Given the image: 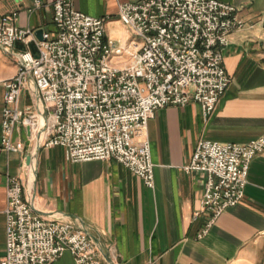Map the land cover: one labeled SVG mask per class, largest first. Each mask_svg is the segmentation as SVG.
Returning a JSON list of instances; mask_svg holds the SVG:
<instances>
[{
  "label": "built area",
  "instance_id": "built-area-1",
  "mask_svg": "<svg viewBox=\"0 0 264 264\" xmlns=\"http://www.w3.org/2000/svg\"><path fill=\"white\" fill-rule=\"evenodd\" d=\"M32 1L35 8L42 4ZM52 10L55 32L42 33L35 52H18L17 73L3 83L2 149L22 154L24 143L13 137L28 128L29 142L39 136L41 147L64 148L71 163L113 160L152 189L148 121L161 108L190 102L204 118L214 112L230 84L223 52L244 25L243 7L218 0L120 3L118 20L129 34L124 42L110 38L104 20L76 10L72 0H53ZM17 16L0 17V48L33 39V30L15 25ZM24 91L31 103L22 107ZM262 151L264 132L244 144L197 142L184 169L204 175L193 213L204 218L199 237L244 198L250 163ZM4 214L0 264H51L65 252L75 264H103L82 230L33 210L18 177H7Z\"/></svg>",
  "mask_w": 264,
  "mask_h": 264
},
{
  "label": "crops",
  "instance_id": "crops-1",
  "mask_svg": "<svg viewBox=\"0 0 264 264\" xmlns=\"http://www.w3.org/2000/svg\"><path fill=\"white\" fill-rule=\"evenodd\" d=\"M41 1L35 8L32 0H0V17L16 11L15 25L34 31L27 44L0 48V139L3 83L17 73L16 54L35 52L42 33L55 32L53 0ZM138 1L72 3L76 10L102 18L106 34L124 42L129 34L118 20V5ZM218 1L243 7L244 25L230 35L223 52L230 84L208 118L195 102L166 106L150 118L145 137L154 165L152 189L113 160L71 163L62 147L37 148L39 136L29 142L27 129H18L13 137L24 143L22 154L6 152L0 141V259L5 250L6 180L12 176L22 180L37 214L82 230L103 264H264V151L250 163L244 198L226 209L203 237L204 218L194 219L193 213L199 208L204 175L184 169L199 140L244 144L264 132V0ZM30 103L24 91L21 106ZM51 264L75 262L65 252Z\"/></svg>",
  "mask_w": 264,
  "mask_h": 264
},
{
  "label": "water",
  "instance_id": "water-1",
  "mask_svg": "<svg viewBox=\"0 0 264 264\" xmlns=\"http://www.w3.org/2000/svg\"><path fill=\"white\" fill-rule=\"evenodd\" d=\"M42 32H39V34H41ZM41 40V39H40ZM27 132L29 134V129L27 128ZM40 146V143L38 144L37 148H39ZM30 160H31V155H27V158H26V164L28 165L30 163Z\"/></svg>",
  "mask_w": 264,
  "mask_h": 264
},
{
  "label": "bare ground",
  "instance_id": "bare-ground-1",
  "mask_svg": "<svg viewBox=\"0 0 264 264\" xmlns=\"http://www.w3.org/2000/svg\"><path fill=\"white\" fill-rule=\"evenodd\" d=\"M31 169H32V174H33L34 173V169H35L33 164L31 165Z\"/></svg>",
  "mask_w": 264,
  "mask_h": 264
},
{
  "label": "rangeland",
  "instance_id": "rangeland-1",
  "mask_svg": "<svg viewBox=\"0 0 264 264\" xmlns=\"http://www.w3.org/2000/svg\"><path fill=\"white\" fill-rule=\"evenodd\" d=\"M124 58H120V60H123Z\"/></svg>",
  "mask_w": 264,
  "mask_h": 264
}]
</instances>
